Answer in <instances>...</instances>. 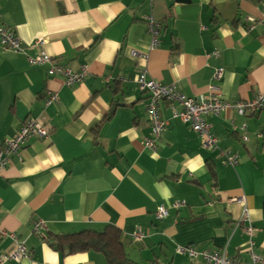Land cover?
Listing matches in <instances>:
<instances>
[{"label":"crops","instance_id":"1","mask_svg":"<svg viewBox=\"0 0 264 264\" xmlns=\"http://www.w3.org/2000/svg\"><path fill=\"white\" fill-rule=\"evenodd\" d=\"M262 4L0 0L1 23L21 41L18 51L0 48V143L30 119L49 132L30 137L0 170V231L15 234L30 256L18 264H108L93 251L62 255L44 239L107 225L121 231L128 264L201 263L177 253L180 247L247 264L252 253L264 257V107L244 116L233 109L207 115L216 148L170 119L152 151L144 146L151 137L148 94L137 85L145 72L188 97L209 96L214 83L231 103L264 96ZM149 22L160 26L154 49ZM40 51L84 78L68 87L46 65L31 66L28 59ZM49 92L57 101L46 105ZM158 108L168 120L169 109ZM223 149L237 157L235 166L226 164ZM180 201L185 206L174 208ZM160 208L168 215L155 219ZM248 223L251 237L243 230ZM15 249L0 235V257Z\"/></svg>","mask_w":264,"mask_h":264},{"label":"built area","instance_id":"2","mask_svg":"<svg viewBox=\"0 0 264 264\" xmlns=\"http://www.w3.org/2000/svg\"><path fill=\"white\" fill-rule=\"evenodd\" d=\"M262 16L258 23L264 25V4L261 7ZM249 23H254L252 18L248 19ZM159 28L158 24L149 22L147 24V31L151 37L150 47L154 49L159 43ZM37 45L42 44L41 41L36 42ZM0 48L8 49L12 51H18L21 48V41L16 33L4 26L0 22ZM133 56H138L137 52H132ZM213 56H217L218 52H214ZM145 58V55H142ZM31 66H47V74L49 76L60 75L63 79L65 86H72L79 83L84 78V73H74L66 66H63L56 62L51 56L47 55L44 51L37 53L35 57L28 59ZM223 73L222 69L215 71L213 80L218 81ZM137 85L140 90L148 94L149 102L147 104V110L151 124V137L144 141V146L155 151V142L160 137L161 133L168 127L169 120H179L187 124L190 129L198 136L203 138V147L216 148L217 139L210 129V125L207 123L205 117L207 115L220 116L223 113L235 110L240 116H244L245 113L255 114L264 107V96L258 95L255 98L246 102L236 101L231 103L219 97L216 84L209 85V96L188 97L182 92L178 91L173 85H164L160 82L147 78L145 72L140 73L137 77ZM49 94V99L46 101V105L55 103L57 96ZM158 105H165L170 111V118L167 120L162 117L161 111ZM242 131H246V125L241 126ZM49 136V132L44 124H41L37 120H26L17 134L12 137L6 138L0 143V170H3L11 157H17L26 145V142L30 137H37L39 139H46ZM242 141H246L247 137L242 136ZM220 155L223 157L226 164L235 166L238 163L237 157L228 150H220ZM243 202L244 198H236L234 201ZM184 201L175 202L174 208L185 206ZM246 208L243 209V216L241 222L246 223L247 214ZM168 215V210L160 208L154 215L155 219H162ZM43 222L38 220L34 223L35 232L39 233L42 229ZM243 230L251 237L254 228L248 223L243 227ZM0 235L8 237L12 242H15L16 249L8 255L0 257V264L14 263L18 264L23 260L30 258L23 242H19L16 235L5 231H0ZM142 236L140 233H135L134 238L138 239ZM252 242L250 241V247L252 248ZM177 253L187 255L190 259H201V264H247L238 260L229 258L225 253H218L216 251H196L192 247H180L177 249ZM248 264H264V257L251 254V263Z\"/></svg>","mask_w":264,"mask_h":264},{"label":"trees","instance_id":"3","mask_svg":"<svg viewBox=\"0 0 264 264\" xmlns=\"http://www.w3.org/2000/svg\"><path fill=\"white\" fill-rule=\"evenodd\" d=\"M184 1L187 0H174V2ZM44 239L51 248L59 251L62 255L93 251L103 254L108 264H128L129 262L125 253L122 233L112 225H107L100 231L84 229L65 234H53Z\"/></svg>","mask_w":264,"mask_h":264}]
</instances>
